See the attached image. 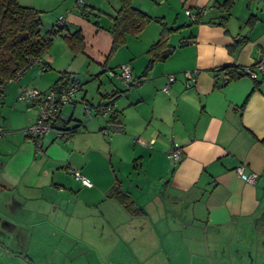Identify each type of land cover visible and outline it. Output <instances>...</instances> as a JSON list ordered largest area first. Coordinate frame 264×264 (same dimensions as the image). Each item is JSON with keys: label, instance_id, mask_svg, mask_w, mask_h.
<instances>
[{"label": "crops", "instance_id": "crops-1", "mask_svg": "<svg viewBox=\"0 0 264 264\" xmlns=\"http://www.w3.org/2000/svg\"><path fill=\"white\" fill-rule=\"evenodd\" d=\"M105 1L111 19L119 0ZM86 2L91 8L103 6L99 0ZM132 3L162 25L178 28L168 36L171 53L155 61L146 75L147 49L161 26L149 23L141 33L127 34L117 50H123L118 64L98 67L87 51L82 18L71 14L68 5L50 22L41 14L43 25L65 16L68 31H82L84 49L74 54L66 39L53 38L42 59L0 92V264H128L137 257L139 264H160L161 259L149 261L143 254L144 245L160 249L149 214L162 216L164 201L170 204L168 220L172 216L183 227L230 230L235 264H264V250L253 255L246 250L253 244L264 249V78L243 74L218 84L212 73L257 59L264 48V0ZM185 7L205 10L199 21H190ZM110 23L103 28L96 19V26H87L94 40L105 39L106 50ZM123 62L133 75L129 87L117 79L101 80L99 68ZM193 69L199 73L189 83L184 72ZM62 71L79 80L91 76L98 81L96 90L88 89L92 83H81L74 101L62 108L37 146L23 132L35 121L37 105L20 97V91L32 86L47 90ZM170 73L175 79L165 91ZM109 102L113 111L102 113L101 105ZM57 128L74 130L64 140ZM105 128L108 134L102 133ZM174 146L181 157L172 165L168 150ZM239 166L256 173V181L242 179ZM73 169L91 185L75 178ZM115 186L128 196L130 207L112 193ZM205 243V254L216 262ZM128 248L133 250L125 258Z\"/></svg>", "mask_w": 264, "mask_h": 264}, {"label": "trees", "instance_id": "trees-1", "mask_svg": "<svg viewBox=\"0 0 264 264\" xmlns=\"http://www.w3.org/2000/svg\"><path fill=\"white\" fill-rule=\"evenodd\" d=\"M132 1L119 0V7L111 17V44L106 57L111 56L125 43L127 34H138L152 20L149 14L135 7ZM86 5L81 6L83 14H86ZM41 14V10L23 5L19 0H0V86L4 87L7 79L18 71L26 70L33 60L39 59L40 61L49 50L54 36L61 34L62 30L68 32V35L63 37L74 54L84 49L85 39L80 29L70 32L66 29L65 23L57 29L55 24L44 26ZM176 29L178 28L162 25L159 37L147 49L148 61L142 71L143 76L155 61L164 60L171 53L172 47L168 44V36ZM212 73L215 83L218 84L225 83L220 82V77L223 74L228 75L227 81L244 74L240 68L234 65L215 68ZM69 77V74L62 71L57 81L66 82ZM72 130L74 129L70 131ZM112 193L130 207L128 196L119 187L115 186Z\"/></svg>", "mask_w": 264, "mask_h": 264}, {"label": "rangeland", "instance_id": "rangeland-1", "mask_svg": "<svg viewBox=\"0 0 264 264\" xmlns=\"http://www.w3.org/2000/svg\"><path fill=\"white\" fill-rule=\"evenodd\" d=\"M74 1L75 0H21L20 2H22L25 5L35 4L38 8L42 10L44 20L46 22H50L53 18L52 17L53 14H57L58 11L65 12V8L68 5H69V8H73L75 4ZM99 1L103 2V6L98 7L97 4L95 7H92V8L87 6L86 14H83V12H81V9H73L71 10L70 13L78 14L79 17L82 18V23L85 25L84 29L86 28L85 34H86L87 51L93 58V62H92L93 65H98V67H101V66L102 67L103 66L114 67L115 65L118 64V61L116 60L121 57L122 55L121 53L123 50H121V52H118L117 54V50H118L117 49L116 52L113 53L111 56L106 57L109 49L106 50L105 45H103V41L105 39L101 38V40H98V39L94 40L93 35H91V32L88 31L87 29V26L88 27L96 26L94 24V21L96 19L99 21V24L103 26V28L108 27L111 24L110 23L111 19L107 14V12H110L108 4L106 3L105 0H99ZM97 7L100 11L96 9ZM98 13H99V17L95 18L98 16ZM58 17L59 16H57V18ZM149 23H151L150 25H159L162 27L160 20H158V18L156 19L155 17L154 18L152 17V20ZM149 23H147L145 27ZM68 26L69 27L71 26L70 23L68 24ZM72 28L74 27L72 26ZM103 35H105V32L101 33V36ZM145 35H149V32L145 33ZM57 37L62 40L65 39L61 34H57L56 36H54V39H56ZM64 41L66 42V40ZM103 48L106 50V52L104 54L103 53L97 54V49H103ZM115 56H116V59H115ZM28 71H30V69ZM99 75L103 82L104 81L108 82L109 80H111V78L113 79L112 83L116 82L114 81L115 78L109 76L108 69L103 71L101 70V68H99ZM82 78L80 77V80L84 86L86 83H92L93 85H88V89H90V91L96 90L95 83H98L96 79L91 78V76L88 77L87 79H82ZM164 204L165 205L162 204V209H161V211H163L162 216L149 214L153 224H155L156 226L155 229L157 232L158 241H160L157 243L159 244L160 249L157 251L155 250V248H153L152 250L151 249L149 250L148 248H146L147 246L144 245L146 250L143 254V257H146V259L148 260L159 258L161 259L160 264H235L234 262L235 261L234 259L235 251H233L235 247L232 245V242H231L232 233L230 230L229 231L221 230L220 232H216L215 230L211 228L205 231L202 228L200 229V228L194 227L193 229H191V228H188L187 226L183 227L181 225V221H179L176 218H173L172 216H169V220H168L167 215H171V212L168 213L169 211L166 212L165 210L166 209L168 210L170 208V204H168L165 201H164ZM199 212L201 213V210H199ZM197 224L200 225L199 223ZM205 236H206L207 241H205L206 240ZM205 242H207L208 244L207 250L209 251V253L212 254V256H214V260H216V262L211 261L210 254H208V256L207 254H205V251H206ZM215 243H217V245ZM113 250H115V252L119 251V249H113ZM130 250H133V248L131 249L128 248L126 250L125 252L126 254L123 255L125 256V258H127ZM246 250L247 252H250L253 255L255 251L257 250L262 251L264 249H259L257 248V246H255V244H253V245H250ZM123 251L124 249H122V253ZM215 254L217 256V259L215 257ZM140 259H141L140 257H137L128 264H139ZM250 264H255V263H250Z\"/></svg>", "mask_w": 264, "mask_h": 264}, {"label": "built area", "instance_id": "built-area-1", "mask_svg": "<svg viewBox=\"0 0 264 264\" xmlns=\"http://www.w3.org/2000/svg\"><path fill=\"white\" fill-rule=\"evenodd\" d=\"M86 0H76L73 9H81L82 5H86ZM205 10V7H195L191 9L185 7L184 11L190 21H199L200 14ZM69 12V11H68ZM65 23V16L60 15L55 23V28H60ZM62 36H67L68 32L61 31ZM45 55V54H44ZM39 59L33 60L36 63ZM30 64L29 66H31ZM240 70L249 76L253 80L264 78V48L259 50L257 59L250 65L241 66ZM25 69L18 71L14 76L7 79L6 83L18 80ZM199 70L193 69L184 72V76L189 83H194L197 79ZM110 77L117 79L125 88L129 87L133 82V75L129 63H120L116 68L108 69ZM175 79V74L170 73L166 77V82L163 85V90H168L170 83ZM228 75L223 74L220 78V82H226ZM4 84V85H5ZM3 86H0V89ZM81 88V82L75 76H70L66 82L57 81L49 89L40 90L35 86L23 87L20 91V97L30 98L37 105V117L35 121L26 127H24V134L35 142L37 146L40 145L41 138L54 126L55 120L59 117L62 108L74 101L77 92ZM84 111L90 112V106L84 103ZM102 113H110L113 111V103L103 104L100 107ZM57 136L66 140L72 132L65 128H57ZM4 129L0 123V137L3 135ZM102 133L108 134V129H102ZM168 157L170 163L175 165L179 162L181 157V149L178 146H174L168 150ZM238 175L246 182L254 183L257 179V174L254 172H244L243 167L239 166L236 169ZM72 175L79 179L84 185L90 186L91 182L87 177L82 175L79 170L73 169Z\"/></svg>", "mask_w": 264, "mask_h": 264}]
</instances>
